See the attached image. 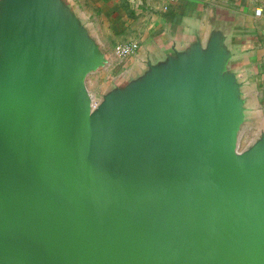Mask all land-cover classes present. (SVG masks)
Returning <instances> with one entry per match:
<instances>
[{
    "label": "water",
    "instance_id": "1",
    "mask_svg": "<svg viewBox=\"0 0 264 264\" xmlns=\"http://www.w3.org/2000/svg\"><path fill=\"white\" fill-rule=\"evenodd\" d=\"M218 36L93 106L63 0H0V264H264V132L239 149Z\"/></svg>",
    "mask_w": 264,
    "mask_h": 264
},
{
    "label": "crops",
    "instance_id": "2",
    "mask_svg": "<svg viewBox=\"0 0 264 264\" xmlns=\"http://www.w3.org/2000/svg\"><path fill=\"white\" fill-rule=\"evenodd\" d=\"M63 1L105 56L90 72H104L96 88L100 100L143 77L151 65L187 54L197 44L206 48L218 36L228 53L224 71L234 74L242 104L239 142L251 133L247 147L264 132V0ZM130 40L138 41V48L119 55L115 44Z\"/></svg>",
    "mask_w": 264,
    "mask_h": 264
},
{
    "label": "rangeland",
    "instance_id": "3",
    "mask_svg": "<svg viewBox=\"0 0 264 264\" xmlns=\"http://www.w3.org/2000/svg\"><path fill=\"white\" fill-rule=\"evenodd\" d=\"M104 72L96 71L89 75L87 80V86L89 87L90 93L95 95L98 99L100 98L99 93L96 92V88L103 81ZM100 100V99H99ZM251 133H246L244 137L239 142V149L245 148V145L248 143Z\"/></svg>",
    "mask_w": 264,
    "mask_h": 264
},
{
    "label": "built area",
    "instance_id": "4",
    "mask_svg": "<svg viewBox=\"0 0 264 264\" xmlns=\"http://www.w3.org/2000/svg\"><path fill=\"white\" fill-rule=\"evenodd\" d=\"M138 44L139 43L136 40L119 42L115 44L114 49L119 55L126 56V55L131 54L133 51H135L138 48ZM91 95L93 99L92 100L93 106H96L100 100L92 93Z\"/></svg>",
    "mask_w": 264,
    "mask_h": 264
}]
</instances>
